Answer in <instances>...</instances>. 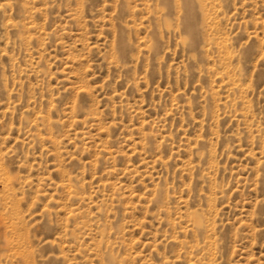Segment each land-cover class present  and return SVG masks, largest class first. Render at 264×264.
Returning a JSON list of instances; mask_svg holds the SVG:
<instances>
[{"label":"rangeland","instance_id":"374dc122","mask_svg":"<svg viewBox=\"0 0 264 264\" xmlns=\"http://www.w3.org/2000/svg\"><path fill=\"white\" fill-rule=\"evenodd\" d=\"M0 264H264V0H0Z\"/></svg>","mask_w":264,"mask_h":264}]
</instances>
